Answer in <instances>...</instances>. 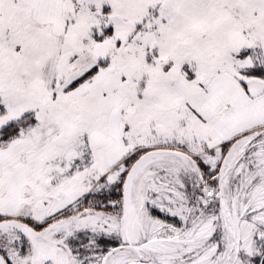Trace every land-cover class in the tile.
Here are the masks:
<instances>
[{
    "label": "snow or ice",
    "instance_id": "1",
    "mask_svg": "<svg viewBox=\"0 0 264 264\" xmlns=\"http://www.w3.org/2000/svg\"><path fill=\"white\" fill-rule=\"evenodd\" d=\"M0 264H264V0H0Z\"/></svg>",
    "mask_w": 264,
    "mask_h": 264
}]
</instances>
